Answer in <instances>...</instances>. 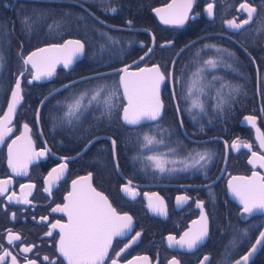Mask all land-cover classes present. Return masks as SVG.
Listing matches in <instances>:
<instances>
[{"label":"flooded vegetation","instance_id":"1","mask_svg":"<svg viewBox=\"0 0 264 264\" xmlns=\"http://www.w3.org/2000/svg\"><path fill=\"white\" fill-rule=\"evenodd\" d=\"M169 1L3 0L2 8L4 10L0 13V26H2L0 27V39L6 37L10 49L16 46L9 42L11 36L20 40L17 47L19 52L24 49H21L23 42L21 37L17 35V31L22 35L25 34V32H21L20 17L29 12L27 6L30 7L31 4L36 9L47 10V19L41 25L35 26L34 31L49 30L46 24H51L55 20L61 26L52 31V34H57L60 31L84 36L89 33V25L94 20L102 25L104 33H108L119 40L118 44L111 45L102 56H94L93 54L98 52L100 44L89 46L88 42L80 36H69L79 38L85 44L84 56L77 60L70 69L60 67L50 79L40 82L28 83L27 79L31 76L29 72H26L25 76L21 78L23 101L11 125H9L13 128L12 132L5 137L3 143H0V180L9 178L12 180L9 192L0 196V245L11 251L13 255H17L19 249L24 245L36 244L37 247L33 252L27 254L29 259L37 260V264H49L48 261L42 259L47 255L56 259L58 264H67V261L56 251V241L59 239L58 230L54 231L51 237L46 236L45 233L49 231L50 223H54L56 220L67 222L65 213L52 212L51 210L56 205H63L67 202L65 197L71 191L73 180L88 176L89 173H91L92 187L108 197L116 212L120 215L127 213L133 218L132 230L123 237L113 239V246L109 255L114 256L115 252H119L121 248H124V245L129 244L136 232L141 233L140 238L121 253L119 264H128V261L133 260H135V264H145L143 260L135 259L145 256L149 258L147 264H169L173 258L180 261V264H200L206 255L210 257L207 264H221L222 261L225 264H234L235 260L240 259L248 252L259 236V232L264 229L256 222L250 223L253 217L264 214L242 216V206L232 201L227 192V180L231 175L249 174L252 171L250 167L248 173H245V168L243 171L238 169V166H242L243 162L245 163V153L247 157L250 153L245 148L234 152L230 145L233 140L239 137L237 142L251 143L252 148L260 152L255 137L256 127L239 122L235 125H227L225 128L227 131L224 130L223 132L224 135L201 134L203 129L208 126L191 120L192 112L195 109H191V114L184 110L190 106V101L183 100L180 114L183 117V126L189 135L188 137L178 123L174 101L171 99L172 83L170 80L164 82L162 97L165 107L166 103L172 104L173 112L169 114V117L168 115L166 117L164 108V116L159 125L168 131L165 133L167 135L163 137L165 143L159 145L164 146V149L167 148V151L174 146L181 148L180 150L178 148L175 153L168 151L169 159L175 158L177 161H182L185 157L191 159L190 152L195 155L197 151L205 149L211 151L213 159L206 169L197 166L196 168L181 170L183 164L177 163L175 165L176 171L160 173L158 169L151 166L150 162L144 160V157L155 153L156 145L150 147L148 149L149 154L145 156L134 154L136 151L132 148L130 153L123 154L122 125L130 128L139 126H127L120 120L114 123L97 122L94 115L99 116L100 112L95 104L84 113L79 122L74 120L73 124L67 123L64 117L67 105L73 99L72 93L85 91L95 87L98 83H104V81L92 80L87 84L78 83L74 89H62L59 94H53L44 101L37 118L38 106L43 97L66 82L93 74L95 71L100 72L126 65L130 66V69H137L155 63L160 65L166 75L173 70L175 76L177 64L188 61V56L192 52L200 50L206 45L204 43L210 40V45L216 46L211 47L212 52L216 55L227 50L224 52L226 54L231 53L229 55L236 63L245 64L247 68H250L251 65L250 72L256 78L257 110L245 113V115L257 116V125L264 132V89L260 90V78H264V32L259 34L256 32L261 21H264V10H261L259 16L254 18L253 22L245 26L244 29L237 30L229 28L223 21L235 17L239 22L247 18L246 13L239 10V4L244 0H215L214 17L212 18L208 17L205 11L207 4L212 0H197L189 14L190 18L183 25L165 24L154 12V9L167 4ZM248 2L258 7L260 0H248ZM111 7L117 8V12L113 13L107 10ZM193 15H195L194 19L191 18ZM129 19L133 21L130 27L126 25V21ZM100 30V28L96 29L97 32ZM153 36L155 37V44H153ZM30 37L32 35H29ZM98 37L105 38L100 34ZM62 41L45 44L61 43ZM167 41H172V44L166 45ZM190 41H196L195 45L185 48V45H189ZM7 44L0 42V47L6 50ZM161 45L166 46L161 47ZM148 48H153V51L143 61L130 65L143 56ZM181 49L184 51L181 52ZM5 55L7 64L0 71V117L6 111L11 91L15 87V81L20 72L16 73L15 70L13 78H11L8 70L13 66L17 69L19 64V67H23L21 56L18 60L15 57L9 58V54ZM175 57L176 60L173 65L172 61ZM81 67L83 69L87 67L88 70L78 71ZM110 76L112 79L107 82L112 83L119 79L116 74ZM177 79L180 78L177 77ZM55 80H59V83L55 84ZM34 85L39 89L30 90ZM182 85L183 81L176 84V99H181ZM119 99L125 103L123 97ZM25 123L30 128L35 149L39 151L41 148H48L49 153L29 164L26 176H18L12 172L7 162L8 145L23 132ZM143 125H147V129L151 126L153 134H160L155 130L157 122ZM177 129L178 131H176ZM95 137H99V140H96ZM213 137H220L228 142L227 164L221 176L226 154L225 141L218 138L204 142L198 141ZM110 138L117 140L115 158L119 161V168L115 166V160L110 150ZM157 139L160 138L157 136ZM88 140H92L93 143L86 148ZM212 142H216L217 145L209 144ZM83 149L85 150L82 151ZM81 151L82 153H80ZM221 154L223 155L222 162L218 167ZM63 157L70 158L66 172L53 187L51 193L44 192L43 189L47 187L48 172L57 165L64 163ZM229 163L232 164L231 167ZM129 180L132 181V186L136 191L134 197L123 190L124 185ZM21 184L35 185L28 197L32 204H18L7 200V196L11 195L13 191L20 195ZM153 194L163 197L167 215L151 210L149 201L155 199ZM178 196H188L190 199L178 203L176 199ZM197 201H204L203 208L208 217V236L197 249L170 247L167 237L171 234L179 239L189 228L190 223L200 217L201 209L197 207ZM12 213H15V219L11 218ZM41 217H48V220L42 221ZM252 225L255 227L250 228ZM245 228H250L248 236L242 235V230ZM8 230L18 233L21 236V241L9 245ZM234 238H236V244L230 246V241ZM263 247L264 244L248 264H264ZM226 248L230 253L227 257H225ZM17 259L19 264H25L19 255H17ZM7 264H11L10 260Z\"/></svg>","mask_w":264,"mask_h":264},{"label":"snow or ice","instance_id":"2","mask_svg":"<svg viewBox=\"0 0 264 264\" xmlns=\"http://www.w3.org/2000/svg\"><path fill=\"white\" fill-rule=\"evenodd\" d=\"M197 0H172L164 8H156L154 11L159 15L160 19L165 24L183 25L189 18V14L192 12ZM215 0L209 2L205 9L208 17H214ZM113 13L117 12V8L111 7L107 9ZM239 10L246 13L247 18L237 22V18H232L223 21L229 28L241 30L245 26L253 22L254 18L258 17L261 10H264V0H260L259 6H254L253 3H249L248 0L239 4ZM47 10L33 8L26 14H22L20 17L21 32H32L37 25H41L46 19ZM191 18H195L193 15ZM133 21L131 19L126 21L127 26H132ZM60 23L53 21L51 24H46V27L50 32L55 31L60 27ZM2 27V26H0ZM14 27V25H13ZM257 34L264 32V21H261L256 28ZM101 36L106 38L105 44H100L97 53L94 56H102V54L108 50L111 45H116L119 40L109 35L108 33H100ZM153 44H155V37L153 36ZM196 41H190L189 45H185L188 48L190 45H195ZM167 44H172V41H167ZM166 45H161L164 47ZM205 47H216L215 45H205ZM23 45H21V49ZM85 44L80 40H67L62 44H51L47 47L37 48L27 56H23L22 51L18 52V55L22 58L23 69L18 73L15 81V87L11 91V102L8 103V110L0 118V143H3L5 137L12 132V128L9 125L12 122L14 113L16 112L17 105L23 100L21 78L25 76L26 72L31 75L32 81L45 79L51 77L56 69L57 64L63 63L65 67H68L73 61L84 53ZM153 51V48H148L145 52V56L149 55ZM181 52L184 49L180 50ZM220 51V49H218ZM227 51V50H223ZM179 54V53H178ZM231 55V53H229ZM144 56L140 57V61H143ZM103 62V61H101ZM138 63V62H134ZM7 64V57L5 55V49L0 47V71H2ZM175 64V61H172ZM30 66V69H29ZM205 67H217V61L209 59L203 62V67L198 68L195 72L191 73V79L184 80L183 73L181 78L177 79L173 72H168L166 75L161 71L159 64H153L151 67L139 68L138 71H129L130 66H125L121 69H114L113 73H105L95 71L91 76L81 77L80 81H71L68 84L61 86L64 90L76 88L78 83L87 84L89 81H104V83H98L95 87L89 88L85 91L78 93H72L73 99L70 104L67 105V111L65 113V119L67 123L73 124V121L79 122L89 108L95 104L99 109V116L94 118L97 122L107 121L114 123L118 120L123 121L127 125L139 126L141 131L136 135L138 141L141 142V148L148 149L154 145L164 144L163 139H157V136L153 134V129L150 126L148 131H143L144 121L157 122L155 130L158 132H167V129L160 127L159 122L164 116V102L161 99V85L166 81H172V97L174 101L176 113L178 116L179 126L182 128L184 125L183 117L180 116L181 100L190 101V106L184 110H187L191 114V109L205 110L204 101L200 98L205 93L207 85L204 83V68ZM231 67V65H228ZM112 74L119 76V79L108 83V77ZM217 77H213V80H217ZM183 81L181 87V99H176V84ZM211 83V82H209ZM200 85L197 87V85ZM224 85H221L220 89H217V103L216 108L219 111H223L224 105L227 103V99L221 94ZM60 88L53 89L49 92V96L59 94ZM231 92H239V86L231 88ZM123 97L126 103L120 101L119 98ZM48 99L47 96L44 97ZM60 103L59 101L57 102ZM43 104V101H41ZM95 109L93 110V114ZM39 113L37 112V118ZM248 122L255 126V117H248ZM24 132L17 136L11 144L8 145V165L12 172L18 176H26L28 165L34 160H38L41 157L46 156L49 153L48 148H41L37 151L34 147L31 137L28 135L30 128L28 124H24ZM55 128V125L53 126ZM258 140L260 148L264 149V132H260L257 129ZM170 134V133H169ZM99 140V137H95ZM110 150L115 160V166L119 168V161L115 158V149L117 140L110 138ZM233 140L230 147L239 151L241 147L251 149L252 145L237 142ZM19 142H23L22 146H18ZM46 143V141H45ZM88 145L93 143L92 140H88ZM226 146L228 142L225 141ZM87 147V146H86ZM169 153H175V148H169ZM189 157H185L182 161L176 159H169L168 153L153 154L144 157V160L151 163V166L158 169L160 173L174 172L176 171L175 165L182 163L183 168L181 170H187L188 168H196L199 166L201 169H206L207 165L213 159V153L207 149L203 151H197L195 155L191 152ZM252 159L249 161L251 164L259 163L261 169H264V155H260L257 152L251 153ZM69 157H63L64 163L52 168L47 174V187L43 189L44 192L51 193L54 186L62 178L68 167ZM135 159V158H134ZM203 162V163H202ZM172 165V167H169ZM12 184L11 178L7 180H0V196H4L9 192V187ZM35 188L34 184H21L20 195L16 192H12L7 196L9 202H15L18 204H32V201L28 199L31 195L32 189ZM229 189L233 196L238 199L241 208L242 216H252L254 213H264V175L259 172H253L250 177H233L229 181ZM123 190L133 197L136 195L135 188L132 186V181L129 180ZM154 200L150 199L149 207L153 212L167 215V208L164 203L163 197L158 194H153ZM178 203H183L190 199L188 196H178ZM67 201L63 205H56L52 212H63L67 215V222L56 220L54 223H50L49 231L45 233L46 236L51 237L53 232L58 230L59 239L56 241V251L59 253L67 264H119V257L121 253L125 251L132 243H135L141 236L140 232H136L132 237L129 244L124 245L119 252H115L114 256H110L109 252L113 246V239L116 237H123L132 230L133 218L127 213L120 215L112 207L108 200V197L102 192H98L91 185V173L88 176L79 177L72 181V191H70L65 197ZM197 207L201 209V215L199 220L192 221L193 227H189L179 239L175 235H169L167 237L169 246H179L180 248H187L189 250L197 249L199 245L208 236V217L203 211L204 201H197ZM11 218L15 219V213L11 214ZM42 221H47L48 217H41ZM264 227V225H261ZM255 225L250 226L254 228ZM250 228L242 230L243 236H248ZM9 245H13L16 241H21V236L18 233L8 230L7 233ZM264 243V231L259 232V237L255 243L251 246L250 251L235 260L234 264H247L249 258L257 250V245ZM236 238L230 241V246H235ZM37 247L36 244L24 245L19 249L17 255L24 260L25 264H37V260L29 259L27 254L32 253ZM0 264H7L10 260L11 264H19L17 255L7 249H4L0 245ZM229 250L226 248L225 257L229 255ZM44 261H48L49 264H58L56 259L50 258L45 255L42 258ZM136 260H143L147 264L148 257H137ZM210 261L209 256H204L200 264H207ZM128 264H135V260L128 261ZM169 264H180V261L173 258ZM221 264H225L224 261Z\"/></svg>","mask_w":264,"mask_h":264},{"label":"trees","instance_id":"3","mask_svg":"<svg viewBox=\"0 0 264 264\" xmlns=\"http://www.w3.org/2000/svg\"><path fill=\"white\" fill-rule=\"evenodd\" d=\"M3 0H0V13L2 10H4L3 7ZM28 10L31 11L34 7L27 6ZM27 10V8H25ZM92 19V18H90ZM143 19V17H141ZM90 31L87 35H76V34H68L65 32H58L57 34H52L49 30L47 31H32V32H25L24 35L18 33L17 35L21 37V40L23 42V48L22 54H27L32 49H34L37 46L43 45L48 42H55V41H62L65 38L69 36H80L82 39L88 42L89 46L99 45V44H105L106 39L105 38H99L98 34L104 32L103 27L101 24H99L97 21H92L89 25ZM97 28H100L101 30L99 32L96 31ZM39 29V28H38ZM36 33V35H35ZM29 35H32V37L29 38ZM101 35V34H100ZM103 37V36H102ZM8 39L6 40V37L4 39H0V42L2 44H7ZM9 42L15 44L16 46L11 47L8 45V48L5 50V54H9V58L15 57L16 59H20V55H18L19 49L18 44L20 43V40L15 37L11 36L9 39ZM206 45H210L211 41L208 40ZM188 61H184L177 64L175 69V77L181 78V74L183 73V78H189L191 79V73L195 72L198 68L203 67V62L207 61L209 59H214L217 61V67H205L204 68V83L207 85L205 88V93L200 96V98L204 101L205 104V110L202 112L200 109H195L192 112L191 120L193 122H199L200 124H203L204 126H208L207 128H204L201 134H216V135H224V130L227 131L225 128L227 125H235L240 122V119L242 118L245 113L248 112H254L256 111L257 106V98H256V78L253 77V74H251V65L250 68H247L245 64L240 65L236 63L229 54H226L224 51H222L221 54L216 55L214 52H212L211 47H201L200 50H196L195 52H192L189 56ZM171 58L169 59V61ZM169 64V62H168ZM228 65H231V67H228ZM85 70H88V68H84ZM83 67L78 69V71L84 70ZM16 70V67L10 68L9 74L11 78H13V73ZM77 71V72H78ZM213 77H217V80H213ZM112 79V76L108 77V80ZM187 79V80H189ZM264 78H260V90L262 91L264 88L263 84ZM211 82V83H209ZM59 83V80H55V84ZM110 83V82H108ZM221 85H224L221 94L224 95L227 99V103L224 105L223 111H219L216 108L217 103V89H220ZM200 85L198 84L197 87ZM236 86H239V92H231V88H235ZM39 87H36L35 85L30 88V90H38ZM183 100H181V104ZM171 103H166L165 107V113L166 117L169 114L173 112ZM254 110V111H253ZM196 112V114H193ZM186 114V111H185ZM185 116V115H184ZM196 116V117H195ZM187 117V116H186ZM212 124L215 126H212ZM217 124V125H216ZM122 132V153H130L131 148L134 149L136 152L134 154L138 156H145L149 154V148L143 149L141 148V142L137 140L136 135L139 131H141L140 127L130 128L122 125L121 127ZM148 126H144L143 131H148ZM231 129V128H229ZM178 131V129L176 130ZM158 132V131H157ZM160 134L154 133L157 135L160 139H163L166 132H159ZM192 134V132H190ZM128 141V142H127ZM127 142V143H126ZM188 143V142H187ZM190 144V143H189ZM209 144L217 145L216 142H212ZM205 144V145H209ZM163 145V144H162ZM162 145H156V150L154 154H160V153H168L167 148L164 149V146ZM192 145V144H191ZM176 150H178L179 147H173ZM181 148H179L180 150ZM222 154L219 159V165L220 167L222 162ZM246 157L247 154L245 153V163L243 162L242 166H238L239 171H243V168H245V173H248L250 171L249 166L246 163ZM230 167L232 166L231 163ZM228 202V200H226ZM256 222L257 224L263 225L264 224V215L255 216L252 218L250 223ZM251 244V243H250ZM264 251V247L262 249Z\"/></svg>","mask_w":264,"mask_h":264},{"label":"water","instance_id":"4","mask_svg":"<svg viewBox=\"0 0 264 264\" xmlns=\"http://www.w3.org/2000/svg\"><path fill=\"white\" fill-rule=\"evenodd\" d=\"M172 2V0H170L167 4H169V3H171ZM167 4H165V5H162V6H158V7H156V8H164ZM155 8V9H156ZM155 12V11H154ZM156 13V12H155ZM157 14V13H156ZM158 15V14H157ZM159 16V15H158ZM67 40H80V41H82L81 39H79V38H76V37H69V38H67V39H65L64 41H62L61 43H49V44H44V45H42V46H39V47H37V48H43V47H47L48 45H51V44H62V43H64L65 41H67ZM83 42V41H82ZM84 43V42H83ZM37 48H35V49H33V50H31L28 54H30L32 51H35ZM84 53H85V49H84ZM84 53L82 54V55H80V56H78L74 61H73V63L71 64V65H69L68 67H65L64 65H63V63H60V64H57V66H56V69H55V72H54V74L56 73V70L58 69V68H60V67H62V68H65V69H70L74 64H75V62L77 61V60H79V59H81L83 56H84ZM27 54V55H28ZM26 55V56H27ZM144 56V58L146 57L145 55H143ZM176 60V57H175V59H174V61ZM134 62H140V58H138L137 60H135ZM134 62H132V64H130V65H134V64H136V63H134ZM155 64H157V63H155ZM153 65V64H152ZM152 65H147V66H142V67H139V68H144V67H151ZM123 67H125V66H123ZM123 67H120V68H114V69H121V68H123ZM139 68H137V69H130L129 68V71H132V72H136V71H138V69ZM161 68V67H160ZM114 69H109V70H103V71H100V72H105V73H113V70ZM161 71H162V69H161ZM163 72V71H162ZM171 72H173V70H171ZM53 74V75H54ZM52 75V76H53ZM91 75H93V74H90V75H85V76H91ZM51 76V77H52ZM85 76H82V77H85ZM81 78V77H80ZM80 78H76V79H73V80H71V81H80ZM47 79H50V77H48V78H45V79H41V80H36V81H32L31 83H33V82H40V81H44V80H47ZM31 80V76L30 77H28V79H27V82L28 81H30ZM71 81H69V82H71ZM69 82H66V83H64V84H68ZM171 83H172V81H171ZM63 84V85H64ZM62 86V85H61ZM61 86H59L58 88H60L61 90H62V88H61ZM163 86H164V83L161 85V92H160V95H161V99L163 100V97H162V92H163ZM57 89V88H56ZM23 95V94H22ZM49 96V95H48ZM47 96V97H48ZM125 100V99H124ZM23 101V100H22ZM22 101L20 102V104L19 105H17V109H16V112L14 113V115H13V118H12V121H13V119H14V117H15V115H16V113H17V111H18V108H19V106L21 105V103H22ZM45 101V99L43 100V102ZM11 102V96H10V99H9V103ZM163 102H164V100H163ZM125 103H126V100H125ZM43 105V104H42ZM42 105L38 108V113L40 114V110H41V107H42ZM165 105V104H164ZM7 110H8V105H7V108H6V111L5 112H7ZM4 112V113H5ZM4 115V114H3ZM3 115L0 117V118H2L3 117ZM181 116V115H180ZM248 117H255V127H256V134H255V137H256V140H257V143H258V145H259V140H258V133H257V129H259L260 130V132H263L262 131V129L257 125V119H258V117L257 116H255V115H244L243 117H242V119L240 120V122L242 123V124H245V125H252L251 123H249L248 122V120H247V118ZM123 122V121H122ZM150 122H154V121H144V122H142L143 124H145V123H150ZM12 123V122H11ZM124 123V122H123ZM125 124V123H124ZM11 125V124H10ZM125 125H127V124H125ZM127 126H134V125H127ZM12 128V127H11ZM13 129V128H12ZM182 130H183V132L189 137V135L186 133V131H185V128H184V126L182 127ZM23 132H24V129H23ZM22 132V133H23ZM21 133V134H22ZM20 134V135H21ZM19 135V136H20ZM28 135L31 137V135H30V132L28 133ZM99 137H107V136H99ZM215 138H218V139H222L223 141H225L223 138H220V137H213V138H208V139H202V140H198L199 142H204V141H208V140H212V139H215ZM16 139V138H15ZM14 139V140H15ZM32 139V138H31ZM33 141V140H32ZM246 143V142H245ZM22 144H23V142H19V145L18 146H22ZM34 144V143H33ZM247 144H251V143H247ZM89 145H87V147H88ZM86 147V148H87ZM85 148V149H86ZM241 148H244V147H241ZM259 148H260V146H259ZM85 149H83L82 151H84ZM234 149V148H233ZM245 150H247L250 154H249V156L247 157V164L249 165V167L251 168V172L249 173V174H234V175H231L229 178H228V180H227V192H228V195H229V197H230V199L232 200V201H234V202H236V203H238L239 205H240V203H239V201H238V199L237 198H235L234 196H233V194L231 193V191H230V189H229V181H231L232 180V178L233 177H250L251 175H252V173L253 172H259L261 175H264V169H261V167H260V165H259V163H256L255 165L254 164H251V163H249V161L252 159V156H251V153L252 152H257V153H259L260 155H263V152H264V149H262V148H260V152L259 151H256V150H254L252 147H251V149H248V148H245ZM82 151L80 152V153H82ZM234 152H237V150H235L234 149ZM228 154H229V149H228V145L226 146V154H225V159H224V164H223V168H222V172H221V174H220V176L222 175V173L225 171V168H226V164H227V159H228ZM78 179V178H77ZM71 191H72V188H71ZM110 202V201H109ZM241 206V205H240ZM203 211H204V208H203ZM204 213H205V211H204ZM206 214V213H205ZM257 214H264V213H260V212H257V213H254L253 215H257ZM200 218V217H199ZM199 218H197V219H195V220H199ZM194 221V220H193ZM189 227H193V225H192V222L190 223V226ZM187 231V230H186ZM262 231H264V229L262 230ZM259 237V236H258ZM257 237V238H258ZM255 243V242H254ZM253 243V244H254ZM263 244L264 243H262L261 245H257V250H256V252L255 253H253V255L249 258V260H248V262L251 260V259H253L254 257H255V255L260 251V249L262 248V246H263ZM251 249V248H250ZM250 249L248 250V252L250 251ZM247 252V253H248ZM246 253V254H247ZM245 254V255H246ZM248 262H247V264H248Z\"/></svg>","mask_w":264,"mask_h":264},{"label":"bare ground","instance_id":"5","mask_svg":"<svg viewBox=\"0 0 264 264\" xmlns=\"http://www.w3.org/2000/svg\"><path fill=\"white\" fill-rule=\"evenodd\" d=\"M37 48V47H36ZM35 49V48H34ZM107 70H109V69H107ZM49 94V93H48ZM48 94L47 95H45V96H48ZM53 94H55V93H53ZM44 96V97H45ZM52 96V95H51ZM44 97H43V99L41 100V101H43L44 100ZM48 97H50V96H48ZM44 103V102H43ZM42 104H41V102L39 103V106H38V108L41 106ZM42 108V107H41ZM181 115V114H180Z\"/></svg>","mask_w":264,"mask_h":264},{"label":"rangeland","instance_id":"6","mask_svg":"<svg viewBox=\"0 0 264 264\" xmlns=\"http://www.w3.org/2000/svg\"><path fill=\"white\" fill-rule=\"evenodd\" d=\"M19 66H20V64L18 65V68L16 69V73H18L19 71H21L23 69V67H19ZM173 159H175V158H173Z\"/></svg>","mask_w":264,"mask_h":264}]
</instances>
